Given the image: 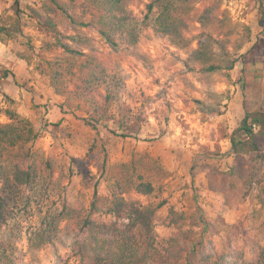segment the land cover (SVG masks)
Segmentation results:
<instances>
[{"label": "rangeland", "instance_id": "1", "mask_svg": "<svg viewBox=\"0 0 264 264\" xmlns=\"http://www.w3.org/2000/svg\"><path fill=\"white\" fill-rule=\"evenodd\" d=\"M14 1L0 0V12L13 13ZM20 1L24 35L34 48L21 34L2 42L0 123L10 121L7 109L31 120L39 132L35 149L52 162L42 207L66 203L71 211L52 241L35 245L30 239L44 227L43 213L34 202L28 211L15 206L11 221L0 225L12 264H80L76 248L88 236L86 218L96 221L97 232L101 224L126 221L109 211L114 192L137 205L162 203L150 251L161 256L150 264H166L163 258H170L167 264L255 263L264 251V168L253 185L246 183L252 165L247 156L235 162L230 136L246 111L264 109V0H175L171 33L157 29L162 7L156 5L138 42L116 47L61 10L45 11L49 0ZM151 1L124 0L125 9L142 23ZM60 2L87 18L83 0ZM47 20L65 42L125 81L122 107L110 105L97 129L84 121L87 113L64 104L39 67L50 59L56 68L76 70L85 58L56 45ZM211 64L220 67L209 70ZM97 98L104 108L103 91ZM140 182H151L153 191H139ZM178 244L183 254L169 257L167 249Z\"/></svg>", "mask_w": 264, "mask_h": 264}, {"label": "trees", "instance_id": "2", "mask_svg": "<svg viewBox=\"0 0 264 264\" xmlns=\"http://www.w3.org/2000/svg\"><path fill=\"white\" fill-rule=\"evenodd\" d=\"M174 2L175 0H152L147 4L148 12L142 23L127 13L124 0H83L82 7L87 18L81 16L79 19L71 14L60 0L45 1L43 7L48 12L61 10L74 24L94 27L107 43L116 47L121 43L138 42L140 29L142 25L147 24V19L150 18V13L156 5L162 7L155 19L157 29L171 33L170 30L175 25L171 10ZM12 9L13 13L0 12V41L7 44L17 37L16 35L21 34L27 38L28 48L33 49L30 36L24 35L22 28L21 1L15 0ZM45 23L53 32L56 45L74 58L82 56L85 58L76 70L63 68L58 63L56 68V63L50 59H45L48 67L44 68L42 64L39 67L42 73L49 77L55 92L65 97L64 104L70 109L87 113L88 116L83 118L84 121L97 129L96 123L109 117L110 105L117 103L122 107L125 81L118 74L110 72L92 54L77 50L69 42H65L62 39V31L56 24L48 20ZM47 45H50V42ZM18 55L29 61L24 54ZM234 63L231 62L228 67H234ZM219 67L211 64L208 69L215 70ZM64 73L74 77L67 78ZM7 76L8 70L2 77ZM99 91H103L104 94V108L97 98ZM6 113L10 121L0 123V225L11 221L15 206L21 205L20 209L28 211L34 202L39 207L38 212L43 213L40 216L44 227L37 231L30 241L35 245L44 241L50 242L56 236L59 221L63 217H68L71 208L66 203L58 210L49 206L42 207L49 191V182L45 184V178L49 176L46 171H50L52 162L40 156L35 149L39 132L31 120L20 116L12 109H7ZM254 125L259 127L258 130H255ZM230 140L235 162L238 163L247 156V165H252L245 182L253 185L259 177L257 171L264 168V109L246 111L240 126L231 134ZM241 171L240 169V176ZM136 188L143 193H151L154 189L151 182H140ZM161 205L162 203L156 206L137 205L114 192L109 200V211L114 217L126 221L124 224L120 223L122 225L115 222L101 224L98 226L101 231L97 232L94 230L96 221L91 217L86 218L84 225L87 227L85 231L88 232V236L85 240L77 242L76 248L80 264H150V261H157L154 255L161 256V254L150 251L155 238L154 216ZM7 245L8 243L4 241L0 243V264H12V258L6 249ZM184 251V245L178 244L176 249L168 248L166 253L170 255L169 257L177 259ZM161 261L167 264L170 258H163ZM253 264H264V251Z\"/></svg>", "mask_w": 264, "mask_h": 264}, {"label": "crops", "instance_id": "3", "mask_svg": "<svg viewBox=\"0 0 264 264\" xmlns=\"http://www.w3.org/2000/svg\"><path fill=\"white\" fill-rule=\"evenodd\" d=\"M3 54V44H2V42L0 41V57H1V59L0 60H2V55ZM17 73V72H16Z\"/></svg>", "mask_w": 264, "mask_h": 264}]
</instances>
